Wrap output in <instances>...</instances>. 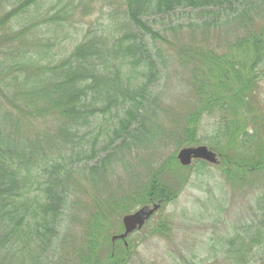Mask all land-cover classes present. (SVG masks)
<instances>
[{"label": "trees", "instance_id": "16d2710c", "mask_svg": "<svg viewBox=\"0 0 264 264\" xmlns=\"http://www.w3.org/2000/svg\"><path fill=\"white\" fill-rule=\"evenodd\" d=\"M124 1L130 25L123 34L89 31L66 52L57 30L65 31L61 28L72 16L66 11L69 6L63 11L54 4L58 10L52 12L41 4L49 5V0H0V264H52L47 254L60 246L55 239L72 195L75 167L84 163L91 178L107 169L123 145L107 151L112 137L126 142L135 131L130 129L133 124L138 127L137 139L149 138L147 122L153 120L146 110L152 109L150 102L158 101L153 87L166 59L157 43L161 33L152 24L179 8L199 10L187 24L191 30L207 35L212 27L226 26L234 35L226 51L190 45L181 52L201 62L194 66L195 104L185 114L186 140L180 143L197 142L200 115L210 110L221 116L215 136L221 139L210 147L227 165V176L241 180L246 173L264 171L263 128L261 132L257 120L255 127L247 122L249 99L256 100L252 93L264 77V0ZM115 106L123 112L115 114L118 126L108 142L102 147L96 146V138L87 142L84 130L93 118ZM227 138L222 148L219 143ZM93 159L98 160L92 163ZM177 166L190 167L181 165L175 153L146 184L141 202L174 201L179 188L165 174ZM261 197L254 231L249 227L247 237L232 240L238 247L232 251L234 264H264V251H255L264 247ZM102 203L100 216L94 214L97 217L88 221L82 243L87 251L74 264H102L106 244L105 264H127L130 258L129 237L135 231L113 243L109 229L114 222L107 216L120 208L110 198ZM164 224L152 231L157 233Z\"/></svg>", "mask_w": 264, "mask_h": 264}, {"label": "rangeland", "instance_id": "374dc122", "mask_svg": "<svg viewBox=\"0 0 264 264\" xmlns=\"http://www.w3.org/2000/svg\"><path fill=\"white\" fill-rule=\"evenodd\" d=\"M124 3V0H49V5L45 2L41 4L46 5L52 12L58 10V7L52 6L54 4L60 6L63 11L69 6L66 11L72 16L66 20L65 28H61L67 32L57 30L58 36L63 39L65 51L69 52L89 31L123 34L125 27L130 25L124 11ZM192 11L179 8L168 16L169 19L165 17L164 21L152 24L161 33L157 43L165 53L166 59L165 64L160 66L161 75L153 87L158 101L150 102L148 105H151L152 109L147 107L146 110L149 118L153 120L147 122L149 138L144 141L137 139L138 127L133 124L130 129L135 131L126 142H122V138L115 140L112 137L114 142L108 145L107 151L121 143L123 145L107 169L91 178L89 171L84 172V163L75 167L72 173V195L66 206L64 219L60 223V235L55 239L60 242V246L57 250L51 249L48 252L47 258L50 255L51 260L49 263L74 264L79 254L87 251H83L82 243L89 228L88 221L97 217L94 214H98L100 209H104L102 201L106 198L118 203L117 208H120L107 216L110 222H114L113 227L109 229L112 238L122 232L124 215L152 204L148 199L141 202V195L162 163L172 154L177 155L183 147L212 146L214 144L210 143L216 145L221 139L215 138L216 128L219 126L217 119L221 116L209 110L200 115L197 142L180 143L186 140L183 132L186 124L185 114L195 104L194 66L201 62L200 58L188 59L181 52L185 46L190 45H209L215 51H226L234 38L232 27L215 26L207 35L201 30H191L187 24L195 20L193 17L199 10L194 13ZM179 24L185 27L179 29ZM172 26L177 29L173 31ZM205 37L207 39H204ZM252 94H255L256 100L252 96L249 99L251 110L247 115V122L255 127L257 120L260 131L262 132L263 128L264 133V77H261L256 93ZM216 110L219 112L218 108ZM118 112L122 113L123 109L115 106L104 115L93 118L89 127L84 130L86 141L96 138L97 147L105 145L113 129L118 126V118L115 115ZM228 140L229 138L223 139L219 145L226 147ZM95 160L93 159L92 163ZM219 160L217 165L194 161L189 168H170L165 177L179 188L177 198L160 204L161 209L144 227L130 235L133 248L130 249L131 255L127 264H234L237 261L232 251L238 247L232 244V240H238L237 235L247 237L244 232L249 230V227L254 231V218L260 201L258 198L264 195V171L246 173L241 180L229 178L227 165L222 164L220 156ZM122 198L124 200H121ZM121 210L123 212L119 213ZM164 221L161 229L154 233L152 229ZM108 250L107 244L102 246V264H105ZM255 251L261 254L264 247Z\"/></svg>", "mask_w": 264, "mask_h": 264}, {"label": "water", "instance_id": "95a60500", "mask_svg": "<svg viewBox=\"0 0 264 264\" xmlns=\"http://www.w3.org/2000/svg\"><path fill=\"white\" fill-rule=\"evenodd\" d=\"M179 163L183 166H190L196 160H202L210 164H219V154L208 145L186 146L181 148L176 155ZM160 208V204L152 202L138 211L123 216L122 222L124 231L113 235L111 240L114 243L120 239H126L132 232L144 227L146 221Z\"/></svg>", "mask_w": 264, "mask_h": 264}]
</instances>
